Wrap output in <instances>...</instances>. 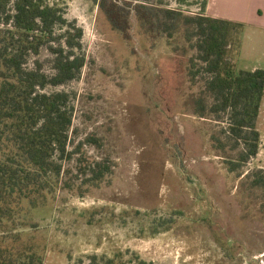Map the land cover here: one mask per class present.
I'll return each instance as SVG.
<instances>
[{"label":"rangeland","instance_id":"374dc122","mask_svg":"<svg viewBox=\"0 0 264 264\" xmlns=\"http://www.w3.org/2000/svg\"><path fill=\"white\" fill-rule=\"evenodd\" d=\"M41 1L84 31L81 76L56 88L70 93L74 107L69 147L83 142L112 171L94 185L77 175L75 160L64 161V187L37 208L24 201L0 229V243H30L44 264H89L93 255L126 263L264 264V188L248 176L264 170V100L259 153L231 171L240 150L228 114L199 107L214 98L195 24L165 19L135 0H110L121 30L101 0ZM205 1L155 5L196 16L207 15ZM230 35L228 58L237 71L264 68V31L235 27ZM39 58L51 72L50 52ZM92 135L99 145L87 141Z\"/></svg>","mask_w":264,"mask_h":264},{"label":"trees","instance_id":"16d2710c","mask_svg":"<svg viewBox=\"0 0 264 264\" xmlns=\"http://www.w3.org/2000/svg\"><path fill=\"white\" fill-rule=\"evenodd\" d=\"M135 1L165 19L183 17L196 25L198 57L214 98L210 106L200 100L199 107L202 113L228 114V133L240 150L238 158L229 161V170L241 169L259 153L257 122L264 100V69L237 71L228 58L231 29L243 25L205 14L183 16L180 9L157 7L155 0ZM109 3L100 1L107 7L110 22L124 30L114 21ZM83 33L77 21L68 19L59 7L41 0H0V229L23 210L24 201L37 208L64 187V161L75 160L77 175L94 185L112 171L108 160L89 156L83 142L69 147L74 107L69 92L56 90L81 76L87 63ZM43 49L50 52L51 72L39 58ZM87 141L100 144L93 135ZM248 176L253 187L264 188L263 169L252 170ZM0 264L44 262L30 243H0ZM89 264L149 263L93 255Z\"/></svg>","mask_w":264,"mask_h":264},{"label":"crops","instance_id":"0c3cea01","mask_svg":"<svg viewBox=\"0 0 264 264\" xmlns=\"http://www.w3.org/2000/svg\"><path fill=\"white\" fill-rule=\"evenodd\" d=\"M206 13L242 24L244 28L264 31V0H208Z\"/></svg>","mask_w":264,"mask_h":264}]
</instances>
